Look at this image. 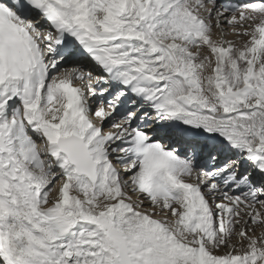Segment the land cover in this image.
<instances>
[{
  "label": "snow or ice",
  "instance_id": "obj_1",
  "mask_svg": "<svg viewBox=\"0 0 264 264\" xmlns=\"http://www.w3.org/2000/svg\"><path fill=\"white\" fill-rule=\"evenodd\" d=\"M0 264H264V0H0Z\"/></svg>",
  "mask_w": 264,
  "mask_h": 264
},
{
  "label": "bare ground",
  "instance_id": "obj_2",
  "mask_svg": "<svg viewBox=\"0 0 264 264\" xmlns=\"http://www.w3.org/2000/svg\"><path fill=\"white\" fill-rule=\"evenodd\" d=\"M240 2H241V3H243V2H247V0H240Z\"/></svg>",
  "mask_w": 264,
  "mask_h": 264
}]
</instances>
